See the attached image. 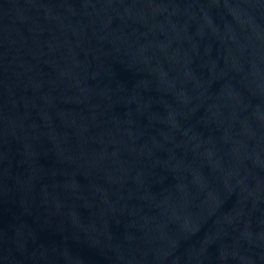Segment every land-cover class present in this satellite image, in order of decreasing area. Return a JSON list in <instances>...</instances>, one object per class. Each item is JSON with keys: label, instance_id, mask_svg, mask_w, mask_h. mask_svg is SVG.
<instances>
[{"label": "water", "instance_id": "obj_1", "mask_svg": "<svg viewBox=\"0 0 264 264\" xmlns=\"http://www.w3.org/2000/svg\"><path fill=\"white\" fill-rule=\"evenodd\" d=\"M0 264H264V0H0Z\"/></svg>", "mask_w": 264, "mask_h": 264}]
</instances>
